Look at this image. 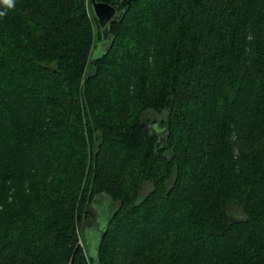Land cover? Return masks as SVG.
<instances>
[{
  "label": "trees",
  "instance_id": "1",
  "mask_svg": "<svg viewBox=\"0 0 264 264\" xmlns=\"http://www.w3.org/2000/svg\"><path fill=\"white\" fill-rule=\"evenodd\" d=\"M91 1L0 0V264H264V0Z\"/></svg>",
  "mask_w": 264,
  "mask_h": 264
},
{
  "label": "water",
  "instance_id": "2",
  "mask_svg": "<svg viewBox=\"0 0 264 264\" xmlns=\"http://www.w3.org/2000/svg\"><path fill=\"white\" fill-rule=\"evenodd\" d=\"M129 1L133 2L136 0ZM91 10L97 19L102 36V41L99 43L98 50L94 54V58H98L100 55H104L112 45L111 23L118 17V14L115 7L107 3L98 2L97 0L91 1ZM154 128H156V124Z\"/></svg>",
  "mask_w": 264,
  "mask_h": 264
},
{
  "label": "rangeland",
  "instance_id": "3",
  "mask_svg": "<svg viewBox=\"0 0 264 264\" xmlns=\"http://www.w3.org/2000/svg\"><path fill=\"white\" fill-rule=\"evenodd\" d=\"M120 3L124 0H117ZM97 32V31H96ZM167 113H163L162 115H150V117L155 118L157 122L162 121L163 118L166 117ZM148 192V189L146 188L144 195ZM143 195V196H144ZM108 206L106 204L102 205L99 207L98 212H97V221L92 222L90 224H87L85 226H82L81 228V238L82 241L85 243L89 254L91 256H95L97 252V246L99 242V238L101 235V230L104 228L106 224V218L108 215ZM87 221V218L85 219ZM81 243V241H80Z\"/></svg>",
  "mask_w": 264,
  "mask_h": 264
},
{
  "label": "built area",
  "instance_id": "4",
  "mask_svg": "<svg viewBox=\"0 0 264 264\" xmlns=\"http://www.w3.org/2000/svg\"><path fill=\"white\" fill-rule=\"evenodd\" d=\"M82 246H83V242L81 241V243H80Z\"/></svg>",
  "mask_w": 264,
  "mask_h": 264
}]
</instances>
